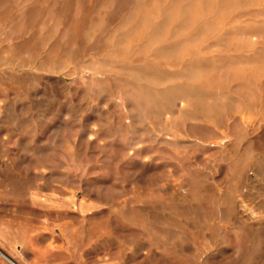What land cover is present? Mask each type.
I'll list each match as a JSON object with an SVG mask.
<instances>
[{
  "label": "rangeland",
  "instance_id": "1",
  "mask_svg": "<svg viewBox=\"0 0 264 264\" xmlns=\"http://www.w3.org/2000/svg\"><path fill=\"white\" fill-rule=\"evenodd\" d=\"M0 264H264V0H0Z\"/></svg>",
  "mask_w": 264,
  "mask_h": 264
}]
</instances>
